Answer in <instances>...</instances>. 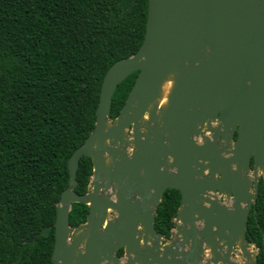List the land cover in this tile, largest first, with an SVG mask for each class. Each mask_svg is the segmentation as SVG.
Masks as SVG:
<instances>
[{"label": "water", "instance_id": "1", "mask_svg": "<svg viewBox=\"0 0 264 264\" xmlns=\"http://www.w3.org/2000/svg\"><path fill=\"white\" fill-rule=\"evenodd\" d=\"M135 70L113 119V94ZM83 155L93 174L79 194ZM68 167L54 264H238L235 244L256 264L247 231L264 179V0H149L144 40L107 70L94 129ZM168 188L181 192L180 238L163 244L169 237L156 229V208ZM75 202L90 211L71 225Z\"/></svg>", "mask_w": 264, "mask_h": 264}, {"label": "trees", "instance_id": "2", "mask_svg": "<svg viewBox=\"0 0 264 264\" xmlns=\"http://www.w3.org/2000/svg\"><path fill=\"white\" fill-rule=\"evenodd\" d=\"M148 3L0 0V264H54L56 206L69 184L68 159L94 129L107 70L141 46ZM137 75L117 86L113 119ZM92 174V159L83 155L77 193L88 191ZM180 202V190L168 188L157 205L156 229L166 237ZM89 211L88 204L73 203L70 224L85 222ZM247 238L259 250L256 264H264L263 178Z\"/></svg>", "mask_w": 264, "mask_h": 264}, {"label": "rangeland", "instance_id": "3", "mask_svg": "<svg viewBox=\"0 0 264 264\" xmlns=\"http://www.w3.org/2000/svg\"><path fill=\"white\" fill-rule=\"evenodd\" d=\"M261 178H263V177H260L259 178V182H260V179ZM264 180V179H263ZM108 192H110V193H112V191H108ZM115 216V212L114 211H110V213H109V217L110 218H112V217H114ZM181 224V222L180 221H176V226L177 225H180ZM176 226L173 228V230H172V234H171V236L169 237V238H165V239H163V244H165L167 241H177V239H179L180 238V236H179V234L177 233V231H176ZM206 252V251H205ZM250 252L253 254V255H256V253H257V248H255V246H252L251 248H250ZM204 255L205 256H207L205 253H204ZM235 258H237L239 261H240V263H242V264H246V263H244V261L246 260L245 258H243V257H240V256H238V257H235Z\"/></svg>", "mask_w": 264, "mask_h": 264}, {"label": "bare ground", "instance_id": "4", "mask_svg": "<svg viewBox=\"0 0 264 264\" xmlns=\"http://www.w3.org/2000/svg\"><path fill=\"white\" fill-rule=\"evenodd\" d=\"M172 85H173V80L171 77L164 82V85L162 87V94H161V97L159 99L161 106H165L167 104L168 95H169V92L172 88Z\"/></svg>", "mask_w": 264, "mask_h": 264}, {"label": "flooded vegetation", "instance_id": "5", "mask_svg": "<svg viewBox=\"0 0 264 264\" xmlns=\"http://www.w3.org/2000/svg\"><path fill=\"white\" fill-rule=\"evenodd\" d=\"M176 221H177V220H176V217H175V218H174V224H175V226H176ZM175 226H174V227H175ZM174 227H173V228H174ZM172 230H173V229H172ZM249 241H250V240H249ZM250 242H251V241H250ZM251 243H252V242H251ZM253 244H254V243H253ZM252 246H255V248H257L255 244L252 245ZM234 248H235L236 250H238V251H236V252L234 251V252H233V254H232L233 259H234V261H237L238 264H242V263H240V261H239L237 258H235V257H238V256L243 257V254H242V253H241V255L238 254V252H241V250H240V248H239V246H238L237 244H235ZM205 251H206L205 254H206L207 256L210 257V252H209V250L206 249ZM258 252H259V250H258V248H257L256 256H257ZM243 258H244V257H243ZM245 262H246V260L244 261V263H245Z\"/></svg>", "mask_w": 264, "mask_h": 264}]
</instances>
